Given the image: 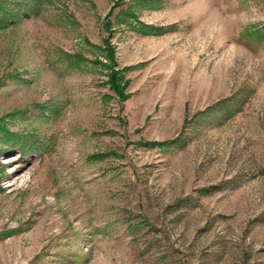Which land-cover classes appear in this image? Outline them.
Returning <instances> with one entry per match:
<instances>
[{
  "label": "rangeland",
  "instance_id": "374dc122",
  "mask_svg": "<svg viewBox=\"0 0 264 264\" xmlns=\"http://www.w3.org/2000/svg\"><path fill=\"white\" fill-rule=\"evenodd\" d=\"M42 8L0 30V264H264V0Z\"/></svg>",
  "mask_w": 264,
  "mask_h": 264
},
{
  "label": "trees",
  "instance_id": "16d2710c",
  "mask_svg": "<svg viewBox=\"0 0 264 264\" xmlns=\"http://www.w3.org/2000/svg\"><path fill=\"white\" fill-rule=\"evenodd\" d=\"M52 0H0V30L11 26L22 19H29L36 17L42 7L46 4H49ZM112 12V11H111ZM110 13V12H109ZM131 19V21L129 20ZM117 21L120 23H125L131 28L138 29L141 26L143 31L149 29L148 24L143 23L138 20L133 11H129V8L124 9L122 12L117 14ZM132 19L135 21L134 24ZM111 21L104 23L108 31H110ZM137 24L138 26H136ZM103 44L105 47H98L102 52V56L105 61H99L103 65L106 71V84L109 89L113 91L114 95L121 101L125 100L129 94L125 92V89L128 86V79L125 77V70L127 67L116 68V61L114 59V47L110 44L108 38L103 39ZM106 51V52H105ZM18 134L9 130L5 125H0V140L2 142H10L13 145L20 144V141L17 139ZM171 141H139L138 143L142 146L147 147H162L168 146ZM174 142V141H172Z\"/></svg>",
  "mask_w": 264,
  "mask_h": 264
}]
</instances>
